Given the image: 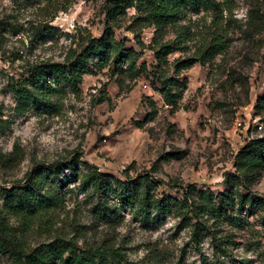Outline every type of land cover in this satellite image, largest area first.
<instances>
[{"label":"rangeland","instance_id":"374dc122","mask_svg":"<svg viewBox=\"0 0 264 264\" xmlns=\"http://www.w3.org/2000/svg\"><path fill=\"white\" fill-rule=\"evenodd\" d=\"M227 6L233 9L234 18L244 19L248 12L263 16L256 19L254 38L234 26L227 53L218 56L212 67L197 63L179 76L174 74V61L183 55H171L170 66L162 74L177 80L174 87L182 95L178 107L164 105L161 86L152 79L158 64L148 48L137 63L139 67L147 64V72L139 70L129 78V73L96 71L84 78L79 95L68 93L60 101L58 112L32 109L19 116L9 86L12 79H19L27 61L62 62L70 47L83 44L90 36L101 38L106 3L0 0V188L23 180L34 165L49 166L82 156V164L122 181L126 173L136 178L160 162L154 183L164 180L169 185L157 184L158 197L181 200L185 187L195 183L215 194L224 192L225 174L236 172L238 152L261 124L256 102L264 96V0H230ZM134 14L129 11L130 17ZM127 27L116 31L117 40L127 39L129 49L141 52ZM195 27L203 32V23ZM48 30L53 34H47ZM152 37L150 29L142 34L147 47ZM237 77L250 84L248 99L243 87L234 83ZM100 99L105 102L98 104ZM11 153L13 162L7 169L3 161ZM165 156L170 160H164ZM253 192L264 196V172ZM92 205L84 195L72 194L51 229L32 230L28 243L37 246L56 235L74 237L80 244L118 248L130 261L142 264H264V225L255 217L248 215L249 225L242 231L224 228L234 241L225 253L209 238H193L179 217L152 214L155 221L142 224L118 204L122 218L117 226L107 227L97 222ZM0 264L9 263L0 259Z\"/></svg>","mask_w":264,"mask_h":264},{"label":"trees","instance_id":"16d2710c","mask_svg":"<svg viewBox=\"0 0 264 264\" xmlns=\"http://www.w3.org/2000/svg\"><path fill=\"white\" fill-rule=\"evenodd\" d=\"M229 1L105 0L106 28L101 38L90 36L83 44L70 47L62 62L27 61L19 79H12L9 86L16 100V113L25 116L32 109L48 108L58 112L60 101L68 93L79 95L84 78L96 71L110 69L112 75L121 76L129 73V78L139 70L147 72V64L139 67L137 63L148 48L154 52L158 64L152 79L161 86L164 105L178 107L182 95L174 87L177 80L162 74L170 66L171 55H183L174 61V74L179 76L197 63L212 67L218 56L227 53L229 31L234 26L239 25L245 34L254 38L256 19L263 16L248 12L244 19L234 18L233 9L227 6ZM130 10L135 11L131 17ZM200 23L206 27L201 28L203 32L195 27ZM124 27L133 34L141 52L129 49L127 39L117 40L116 31ZM150 28H154V34L147 47L142 34ZM47 34L52 35L53 31L48 30ZM261 48L264 49V42ZM261 58L264 62V53ZM234 83L243 87L248 99V81L237 77ZM104 102L105 99H100L98 104ZM256 103V115L261 124L238 152L234 164L236 172L225 174L224 192L215 194L211 188L204 190L195 183L185 187L181 200L167 195L158 197L157 184L169 185L164 180L154 183L160 162L155 163L150 172L136 178L126 173L125 181L104 176L94 166L82 164V156L49 166L34 165L23 180L0 188V259L9 264H142L130 261L118 248L80 244L74 237L56 235L37 246L28 243L32 230L47 232L51 229L52 222L65 209L67 198L75 193L84 195L85 200L93 204L92 211L101 225H118L122 218L118 204L130 210L142 224L154 222L152 214L176 216L191 230L193 238H209L217 243V249L229 253L234 241L231 234H225V227L236 232L244 230L249 225L248 215L264 225V196L253 192L254 184L264 172V96ZM138 126L143 124L138 123ZM9 156L3 161L7 169L13 162V153ZM163 159L170 160L167 156ZM66 184L72 185L71 189H66ZM113 199L117 204L111 203Z\"/></svg>","mask_w":264,"mask_h":264},{"label":"built area","instance_id":"2783aa9c","mask_svg":"<svg viewBox=\"0 0 264 264\" xmlns=\"http://www.w3.org/2000/svg\"><path fill=\"white\" fill-rule=\"evenodd\" d=\"M150 30H152V33L154 34V28H150ZM262 127L260 126V129H261ZM252 136H253V134H252Z\"/></svg>","mask_w":264,"mask_h":264}]
</instances>
